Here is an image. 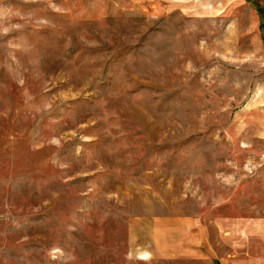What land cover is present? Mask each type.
Listing matches in <instances>:
<instances>
[{"label":"rangeland","instance_id":"1","mask_svg":"<svg viewBox=\"0 0 264 264\" xmlns=\"http://www.w3.org/2000/svg\"><path fill=\"white\" fill-rule=\"evenodd\" d=\"M0 264H264V0H0Z\"/></svg>","mask_w":264,"mask_h":264},{"label":"crops","instance_id":"2","mask_svg":"<svg viewBox=\"0 0 264 264\" xmlns=\"http://www.w3.org/2000/svg\"><path fill=\"white\" fill-rule=\"evenodd\" d=\"M224 1V0H223Z\"/></svg>","mask_w":264,"mask_h":264}]
</instances>
